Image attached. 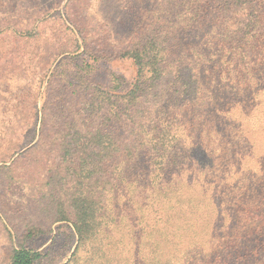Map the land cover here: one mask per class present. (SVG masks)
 <instances>
[{"label": "trees", "instance_id": "obj_1", "mask_svg": "<svg viewBox=\"0 0 264 264\" xmlns=\"http://www.w3.org/2000/svg\"><path fill=\"white\" fill-rule=\"evenodd\" d=\"M123 1L116 20L101 3L104 42L67 21L85 56L0 126V176L32 165L39 215L76 234L65 264H264V0ZM21 17L0 38H28ZM107 57L130 80H93ZM40 257L19 243L9 264Z\"/></svg>", "mask_w": 264, "mask_h": 264}, {"label": "rangeland", "instance_id": "obj_2", "mask_svg": "<svg viewBox=\"0 0 264 264\" xmlns=\"http://www.w3.org/2000/svg\"><path fill=\"white\" fill-rule=\"evenodd\" d=\"M104 2L112 3L109 7L114 17L112 20L124 14L123 0H0L1 27L25 23L21 14L30 18L29 27L33 24L30 36L23 42L14 43L13 37L0 38V126H16L14 112L30 111L34 107L39 109L46 91L52 89L49 85L58 79L55 75L61 69L73 71L74 65L79 63L77 61L85 56L82 55L83 43L76 50L68 46L70 40L62 47V42L67 43L64 39H67L65 26L68 22L72 21L79 28L86 27V35H91L87 41L91 44L104 42L102 36L107 37L108 33L104 30L108 19L103 15L109 16V11L105 12L107 7L101 4ZM93 16L97 19L103 16V19L98 23L92 20ZM63 49L68 52H61ZM11 52L17 55L15 60L11 59ZM87 61L92 63L90 59ZM96 62L93 80L106 86L110 85L111 73L123 75L126 80L132 76V66L117 57L99 58ZM0 151H4L3 145ZM14 166V180L0 176V212L4 214L0 220V264H9L11 251L18 248L19 243L40 253L41 257L35 264H65L76 245L72 225L69 222L48 224L39 215L32 197L42 179L26 170L32 165L28 166V161L24 159ZM31 224L42 225L44 231L24 237L25 229Z\"/></svg>", "mask_w": 264, "mask_h": 264}]
</instances>
